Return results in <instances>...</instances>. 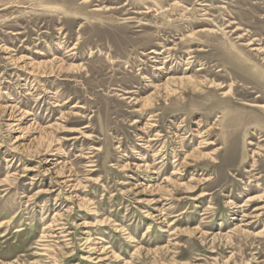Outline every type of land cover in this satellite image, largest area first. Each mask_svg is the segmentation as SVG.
<instances>
[{
	"label": "rangeland",
	"instance_id": "rangeland-1",
	"mask_svg": "<svg viewBox=\"0 0 264 264\" xmlns=\"http://www.w3.org/2000/svg\"><path fill=\"white\" fill-rule=\"evenodd\" d=\"M0 264H264V0H0Z\"/></svg>",
	"mask_w": 264,
	"mask_h": 264
},
{
	"label": "bare ground",
	"instance_id": "bare-ground-1",
	"mask_svg": "<svg viewBox=\"0 0 264 264\" xmlns=\"http://www.w3.org/2000/svg\"><path fill=\"white\" fill-rule=\"evenodd\" d=\"M2 221V220H1ZM7 221V220H6Z\"/></svg>",
	"mask_w": 264,
	"mask_h": 264
}]
</instances>
